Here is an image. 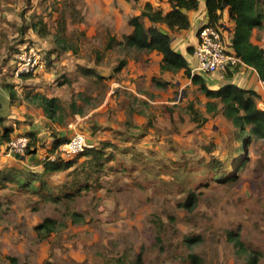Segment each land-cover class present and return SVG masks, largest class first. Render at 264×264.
<instances>
[{"label": "rangeland", "instance_id": "obj_1", "mask_svg": "<svg viewBox=\"0 0 264 264\" xmlns=\"http://www.w3.org/2000/svg\"><path fill=\"white\" fill-rule=\"evenodd\" d=\"M146 2L169 9L168 0H0V168L41 172L54 139L75 132L117 148L112 167L72 200L0 188V264H192L191 255L199 264L257 255L264 264V140L250 135L239 154L219 104L209 112L182 71L162 73L160 54L127 45L128 19ZM38 20L45 30L33 29ZM169 34L175 41L178 33ZM30 47L45 66L24 79L14 59ZM37 96L55 98L61 110L48 118ZM4 126L28 138L30 155L7 156ZM240 160L234 180H213L208 165L218 161L232 174ZM46 218L54 228L43 237L35 227Z\"/></svg>", "mask_w": 264, "mask_h": 264}, {"label": "trees", "instance_id": "obj_2", "mask_svg": "<svg viewBox=\"0 0 264 264\" xmlns=\"http://www.w3.org/2000/svg\"><path fill=\"white\" fill-rule=\"evenodd\" d=\"M169 9L164 11L155 8L151 3L146 2L140 14L128 19V25L132 27L131 32L124 36L128 46L146 52H156L160 54L159 70L162 73H176L182 71L184 76L191 83L198 87L199 91L207 98V110L214 112L218 104L226 119L230 120L236 128V138L238 141V153L245 149V142L250 135L264 140V109L259 108L257 102L261 101L260 95L254 90L238 87L232 83H226L217 89H210L204 78L196 73H192L187 58L174 50L171 44V36L162 31L157 24L165 25L169 31H187L191 28V23L187 12L197 11L198 0H168ZM207 23L204 26H216L223 18L226 10L228 20L233 23L232 46L235 55L245 65L255 69L259 79L264 82V49L251 42V35L254 29L264 30V2L263 0H205ZM146 19L149 25L144 22ZM34 30H45L41 20H38ZM114 38L109 39L108 45ZM61 42L62 38L59 40ZM66 43V42H64ZM71 49V47H68ZM193 46H188L187 54L191 55ZM22 78L27 79L31 74H22ZM226 77L231 78L229 73ZM158 83V82H157ZM163 86L164 84H158ZM14 97V92L10 91V98ZM40 99L43 111L48 118L52 119L61 108L55 98ZM212 100H217L214 102ZM264 101V100H263ZM192 109V108H191ZM193 120L204 123L206 118H201L198 112L191 111ZM1 120V119H0ZM11 127L4 126L2 137L8 142L11 138ZM66 138H55L50 152L53 153L57 147L67 142ZM29 143L25 148L27 155L31 154ZM116 146L111 142H101L99 146L87 147L78 155L61 159L51 160L49 157L41 163V172H31L22 168H0V188L13 186L18 190L29 191L36 195L47 197L52 202H63L72 200L75 196L95 186L103 173L110 169L111 161L114 160ZM123 152V151H121ZM245 162V161H244ZM243 160L232 163L234 168L232 174L218 161L208 165L214 172L216 182H227L234 180L235 172L244 164ZM237 166V168H236ZM67 171L68 178L62 183L52 184L49 177L55 172ZM188 196L186 205H189ZM54 224L51 218H46L35 229L38 234L46 237L53 231ZM234 246L241 249L242 242L235 234H231ZM192 264H199V260L191 255ZM259 257L252 256L246 264H259ZM47 264H52L48 262Z\"/></svg>", "mask_w": 264, "mask_h": 264}, {"label": "built area", "instance_id": "obj_3", "mask_svg": "<svg viewBox=\"0 0 264 264\" xmlns=\"http://www.w3.org/2000/svg\"><path fill=\"white\" fill-rule=\"evenodd\" d=\"M232 31V26L227 25L223 18L216 26H201L197 30L196 43L191 54L194 61V66L191 68L192 73L206 77L217 75L220 78H225L229 73H234L235 67L242 62L233 50ZM14 61L16 65L15 74L17 76L40 72L45 66L42 56L34 47H30L28 50L19 48ZM261 84L264 87V82L261 81ZM259 103L262 104L260 108L264 109V101H259ZM28 141L25 135L11 137L6 142L7 156L22 155L25 152ZM91 146L93 145L88 144L82 133L75 132L68 138L66 143L57 147L50 159L72 158Z\"/></svg>", "mask_w": 264, "mask_h": 264}, {"label": "crops", "instance_id": "obj_4", "mask_svg": "<svg viewBox=\"0 0 264 264\" xmlns=\"http://www.w3.org/2000/svg\"><path fill=\"white\" fill-rule=\"evenodd\" d=\"M199 2V7L197 11H189L187 12V15L189 16L190 23H191V28L187 31H178L176 34L177 38H175V41H173V37H171V44L173 49L184 55L187 60V52L186 49L188 46H194L196 43V32L197 30L201 27L204 26L207 23V15H206V9H205V0H198ZM223 21L227 25H231L233 27V23L230 20H227V11L225 10L223 13ZM164 31L167 32L168 34L171 32L167 29L165 25H160L157 24V27ZM188 34L187 37L190 38V42L186 44L180 43L181 40H183V37L185 34ZM170 35V34H169ZM191 38L193 40H191ZM251 42L253 44H256L260 46L262 49H264V30L260 31L257 29H254L252 31L251 35ZM186 54V55H185ZM235 72L237 73V80L234 77L228 78H218V77H213V76H202L204 78V81L208 84H212L213 86L209 87L210 89H217L218 87L226 84V83H232L237 85L238 87L245 88V89H250L254 90L257 94L260 95L261 99L264 100V87L261 84V80L259 79V76L255 69L245 65L244 63H240L235 67ZM225 80L224 83L221 81ZM241 83L243 86H241ZM73 135V134H72ZM71 135V136H72Z\"/></svg>", "mask_w": 264, "mask_h": 264}]
</instances>
